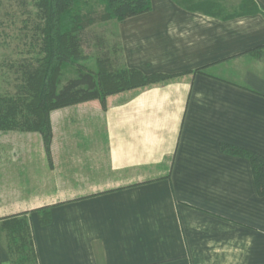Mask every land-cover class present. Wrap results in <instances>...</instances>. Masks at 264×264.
I'll return each instance as SVG.
<instances>
[{
	"label": "crops",
	"instance_id": "crops-1",
	"mask_svg": "<svg viewBox=\"0 0 264 264\" xmlns=\"http://www.w3.org/2000/svg\"><path fill=\"white\" fill-rule=\"evenodd\" d=\"M253 1L220 0L223 16L241 14L219 17L150 0L117 26L124 66L175 82L85 104L84 119L53 111L49 160L39 134L22 135L21 167L0 160V226L26 214L38 264H264V196L249 160L221 149L264 158V73H238L247 58L264 68L249 55L264 46ZM0 264H11L1 236Z\"/></svg>",
	"mask_w": 264,
	"mask_h": 264
},
{
	"label": "trees",
	"instance_id": "trees-1",
	"mask_svg": "<svg viewBox=\"0 0 264 264\" xmlns=\"http://www.w3.org/2000/svg\"><path fill=\"white\" fill-rule=\"evenodd\" d=\"M19 1L33 8L34 13H29L30 18H33L32 27L30 36H24L26 56L4 63L8 70L4 80L10 89L0 92V129L39 134L48 160L52 140L51 112L84 101H103L107 96L125 89L145 87L152 79L167 78L159 75L144 76L136 70L127 69L124 62L120 71L114 70L110 66L109 50L97 59L95 72L79 63L85 58L82 49L90 35L86 32L88 28L98 22L110 21L118 26L126 19L148 12L151 8L150 0H97V5L102 9L100 13H96L94 7L84 12L88 7L87 0ZM173 1L188 9L217 11L224 6L220 0ZM242 1L255 4L253 0ZM254 10V13L261 10L264 12L262 7ZM220 12L214 13L219 17L241 14L223 16ZM260 49H264V46L253 51ZM203 69L194 73H203ZM221 149L249 160L256 192L264 196V158L257 153L225 145ZM49 210L44 207L36 211L41 225L50 222ZM0 236L11 264H38L33 233L26 214L3 219Z\"/></svg>",
	"mask_w": 264,
	"mask_h": 264
},
{
	"label": "rangeland",
	"instance_id": "rangeland-1",
	"mask_svg": "<svg viewBox=\"0 0 264 264\" xmlns=\"http://www.w3.org/2000/svg\"><path fill=\"white\" fill-rule=\"evenodd\" d=\"M87 2H88V7L85 8L84 12L92 10V7H94L96 13L101 12L102 9L99 5H97L98 4L97 0H87ZM29 13H34L33 8L29 4L28 5L25 3L23 4L19 0H0V92L2 93L4 92V90H6V88L10 89V87H7V84L5 83L4 80L5 78L4 76L8 71L4 63L6 62V60H18L21 57L26 56L25 55L26 48L24 45L26 39L24 36L25 35L30 36L29 31L32 27L31 21L33 20L32 17L30 18L31 15ZM86 32H89L90 35H88L87 38L88 40L86 39L87 42L83 45V49H82L85 58L79 61V63L82 66L86 67L88 70L95 72L97 70V62H96L97 59L100 58L106 51L109 50L110 66L114 70L120 71L123 67V61L119 47V39H118V31H117L116 23L112 21L98 22L95 23L93 26H91L90 29L88 28ZM19 52H22L23 54L18 55ZM249 55L257 58L259 61L260 59L264 61V49L255 50L253 52L251 51L249 52ZM246 60L249 62H245V65L242 66L240 69H238L239 70L238 73L246 67L249 68L256 67L260 72L264 73V68L262 65L252 61L249 58H247ZM223 75L225 76V73H223ZM225 77L229 78L231 77V75H227ZM152 80L153 81L145 85V87L154 86V85H168V84H172V82H175V79L172 78H166L163 80L162 79L160 80L152 79ZM131 90L133 89H125L121 92L109 95L103 101L99 99L89 100L81 103H76L58 110H63L66 108L68 110L72 109L75 112L74 115H77V117L84 119L86 114H88L89 112L85 113L83 111V107L81 106L83 105L85 106V104L91 102H98L99 104H101V106H104L107 102L106 99L108 97L118 95L124 92H129ZM70 114L74 118L73 114L72 113ZM74 125H75L74 128L75 137H74V143H71V147H73L74 152L76 154L75 159H79L83 141L81 142L80 134L76 136V132H82V128H83L82 121ZM51 131H52V127H51ZM23 134H37V133H20V132L0 129V155L2 156L0 160L3 159L4 161H6L5 166L7 165L9 168L21 167L24 161L23 157L30 156V154H28L27 152V150L29 151V149L26 146H24L25 142H23V137H22ZM58 139H59L58 140L59 145L60 143H62L63 146V142H65V137L59 135ZM60 140L62 142H60ZM94 147L95 148L93 149L96 152L97 150H99L98 148H102V145L97 144V146L94 145ZM24 148L25 150L23 151ZM27 257H29V255H27Z\"/></svg>",
	"mask_w": 264,
	"mask_h": 264
}]
</instances>
